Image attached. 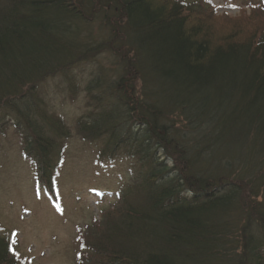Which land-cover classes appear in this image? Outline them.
Segmentation results:
<instances>
[{
    "label": "trees",
    "instance_id": "trees-1",
    "mask_svg": "<svg viewBox=\"0 0 264 264\" xmlns=\"http://www.w3.org/2000/svg\"><path fill=\"white\" fill-rule=\"evenodd\" d=\"M205 13L186 0H0V139L15 130L58 204L74 130L42 86L59 75L85 94L75 132L96 164L126 168L78 229L77 264H264V29L220 33ZM2 230L0 264H23Z\"/></svg>",
    "mask_w": 264,
    "mask_h": 264
},
{
    "label": "rangeland",
    "instance_id": "rangeland-1",
    "mask_svg": "<svg viewBox=\"0 0 264 264\" xmlns=\"http://www.w3.org/2000/svg\"><path fill=\"white\" fill-rule=\"evenodd\" d=\"M186 1L201 3L217 32L234 27L243 34L264 29V0ZM245 1L256 4L251 7ZM42 89L52 110L64 115L74 130L58 178L59 202L39 188L21 139L10 128L0 139L1 233L15 241L23 264H77L78 229H88L110 206V195L126 179V168L123 163L96 164V148L76 134V120L85 109L84 93L72 98L59 75L46 79Z\"/></svg>",
    "mask_w": 264,
    "mask_h": 264
}]
</instances>
